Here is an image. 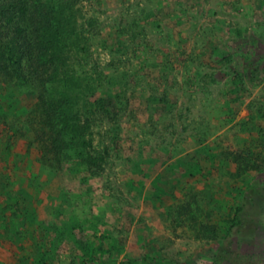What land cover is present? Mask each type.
I'll use <instances>...</instances> for the list:
<instances>
[{"label": "rangeland", "instance_id": "obj_1", "mask_svg": "<svg viewBox=\"0 0 264 264\" xmlns=\"http://www.w3.org/2000/svg\"><path fill=\"white\" fill-rule=\"evenodd\" d=\"M76 2L102 170L46 153L0 83V264H264V197L234 215L264 194V0Z\"/></svg>", "mask_w": 264, "mask_h": 264}, {"label": "trees", "instance_id": "obj_2", "mask_svg": "<svg viewBox=\"0 0 264 264\" xmlns=\"http://www.w3.org/2000/svg\"><path fill=\"white\" fill-rule=\"evenodd\" d=\"M76 1L0 0V83L33 94V139L46 153L77 160L96 174L102 170L105 153L92 151L91 123L83 117L81 107L87 103L90 108L108 111L101 98L86 101L90 89L71 66L73 56L84 51L85 41L78 30ZM254 179L247 198L234 208L235 216L243 212L246 202H259L264 197ZM190 209L186 202L178 213L188 217L189 226H198V233L213 230L195 221ZM138 260L154 261L146 256Z\"/></svg>", "mask_w": 264, "mask_h": 264}]
</instances>
